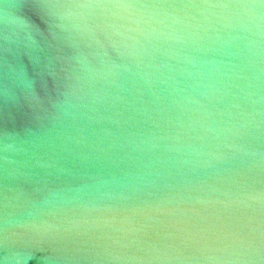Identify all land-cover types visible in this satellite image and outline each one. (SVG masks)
I'll return each instance as SVG.
<instances>
[{
    "label": "water",
    "instance_id": "95a60500",
    "mask_svg": "<svg viewBox=\"0 0 264 264\" xmlns=\"http://www.w3.org/2000/svg\"><path fill=\"white\" fill-rule=\"evenodd\" d=\"M0 264H264V0H0Z\"/></svg>",
    "mask_w": 264,
    "mask_h": 264
}]
</instances>
